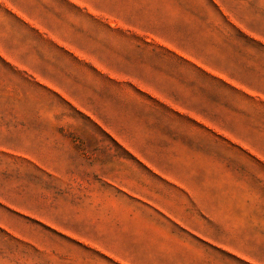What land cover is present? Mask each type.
<instances>
[{
    "label": "rangeland",
    "instance_id": "obj_1",
    "mask_svg": "<svg viewBox=\"0 0 264 264\" xmlns=\"http://www.w3.org/2000/svg\"><path fill=\"white\" fill-rule=\"evenodd\" d=\"M259 2L152 0L155 37L148 40L108 24L104 31L92 17L89 39L30 35L27 48L38 47V57L28 55L26 69L0 62V259L90 264L116 259L115 252L140 259L147 232L137 218L150 214L128 199L162 188L163 170H200L203 191L219 178L215 161H232L236 171L246 166L251 206L264 209ZM199 83L197 102L187 89ZM99 128L114 129L117 138ZM99 143L108 155L101 185L82 158ZM130 143L138 152L124 146ZM101 186L138 211L135 220L132 210L110 208ZM219 250L214 256L224 258Z\"/></svg>",
    "mask_w": 264,
    "mask_h": 264
},
{
    "label": "crops",
    "instance_id": "obj_2",
    "mask_svg": "<svg viewBox=\"0 0 264 264\" xmlns=\"http://www.w3.org/2000/svg\"><path fill=\"white\" fill-rule=\"evenodd\" d=\"M259 3L261 18H264V0ZM149 8H152V0H0V62L26 69L25 58L32 54L38 57V47L34 51L27 48L30 35H34L35 40H38V33H46L54 40H63L71 37L70 34H74L75 38L89 39L92 17L98 19L104 31H107L108 24L114 31L141 32L148 40L150 36L155 37L153 28H149ZM78 54L85 56L90 53L83 51ZM224 83L231 84L228 81ZM187 91L190 94L193 92L195 100L200 101V83ZM194 116L200 120L199 111ZM97 130L117 138L114 129ZM224 134L231 136L232 131H224ZM124 146L132 153L138 152V148L131 143ZM244 147L248 148L246 144ZM97 148L94 154L89 157L83 155L82 158L83 162L92 165L90 172L96 174V180L101 185L106 180L101 168L106 170L108 166V155L101 152V148L106 149L107 146L99 143ZM109 156L115 160L114 155ZM214 164V168L219 169L213 172L214 176L217 173L219 178L215 176L211 184L204 185L203 191L200 170L194 175H170L163 170L160 178L162 188L156 192L147 187L146 195H137L140 199H128L134 201L135 208L140 206L150 214L137 218L141 220L140 225L145 220L147 232L146 236H142L144 240H139L142 244L137 254L140 259H134L132 254L125 252L119 256L115 252L116 259H91L89 263L264 264V209L251 206V173L246 166L236 171L232 161L225 159ZM101 192L112 198L106 200L110 208L116 209L119 205L132 210L130 214L134 219L138 211L130 205L122 206L115 199L111 187L108 190L102 187ZM255 215L263 218H254ZM128 228L122 230L133 231ZM216 248L224 251V258L214 256ZM0 264H11V261L0 259Z\"/></svg>",
    "mask_w": 264,
    "mask_h": 264
}]
</instances>
